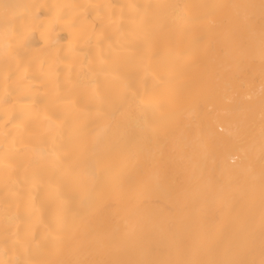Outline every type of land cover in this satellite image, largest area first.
I'll list each match as a JSON object with an SVG mask.
<instances>
[{
    "label": "snow or ice",
    "instance_id": "6c2138e0",
    "mask_svg": "<svg viewBox=\"0 0 264 264\" xmlns=\"http://www.w3.org/2000/svg\"><path fill=\"white\" fill-rule=\"evenodd\" d=\"M0 264H264V0H0Z\"/></svg>",
    "mask_w": 264,
    "mask_h": 264
},
{
    "label": "bare ground",
    "instance_id": "6f19581e",
    "mask_svg": "<svg viewBox=\"0 0 264 264\" xmlns=\"http://www.w3.org/2000/svg\"><path fill=\"white\" fill-rule=\"evenodd\" d=\"M37 2L53 3V2H58V0H37ZM59 2H64V0H59ZM78 2H85V0H78ZM98 2H101V3H106V2L126 3V2H128V0H98ZM136 2H144V0H136ZM192 2H197V0H192ZM225 162L230 163L227 160Z\"/></svg>",
    "mask_w": 264,
    "mask_h": 264
}]
</instances>
